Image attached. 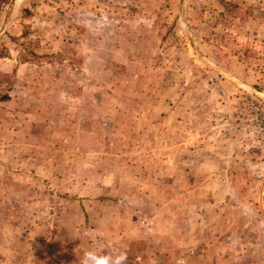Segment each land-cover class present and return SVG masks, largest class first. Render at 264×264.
I'll use <instances>...</instances> for the list:
<instances>
[{
  "label": "rangeland",
  "instance_id": "rangeland-1",
  "mask_svg": "<svg viewBox=\"0 0 264 264\" xmlns=\"http://www.w3.org/2000/svg\"><path fill=\"white\" fill-rule=\"evenodd\" d=\"M113 250L264 264V0H0V264Z\"/></svg>",
  "mask_w": 264,
  "mask_h": 264
},
{
  "label": "clouds",
  "instance_id": "clouds-1",
  "mask_svg": "<svg viewBox=\"0 0 264 264\" xmlns=\"http://www.w3.org/2000/svg\"><path fill=\"white\" fill-rule=\"evenodd\" d=\"M127 254L110 251L106 255H98L95 251L85 253L82 264H127Z\"/></svg>",
  "mask_w": 264,
  "mask_h": 264
},
{
  "label": "built area",
  "instance_id": "built-area-1",
  "mask_svg": "<svg viewBox=\"0 0 264 264\" xmlns=\"http://www.w3.org/2000/svg\"><path fill=\"white\" fill-rule=\"evenodd\" d=\"M252 109H257V105L254 103V101L253 100H248L247 102H246Z\"/></svg>",
  "mask_w": 264,
  "mask_h": 264
}]
</instances>
